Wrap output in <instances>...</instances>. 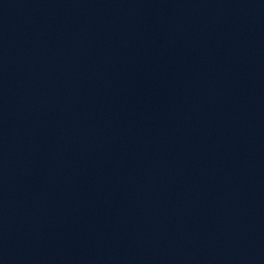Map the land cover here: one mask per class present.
I'll list each match as a JSON object with an SVG mask.
<instances>
[{"label":"water","instance_id":"95a60500","mask_svg":"<svg viewBox=\"0 0 264 264\" xmlns=\"http://www.w3.org/2000/svg\"><path fill=\"white\" fill-rule=\"evenodd\" d=\"M0 264H264V0H0Z\"/></svg>","mask_w":264,"mask_h":264}]
</instances>
